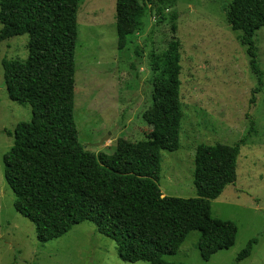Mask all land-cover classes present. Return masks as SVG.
<instances>
[{
	"label": "trees",
	"instance_id": "obj_1",
	"mask_svg": "<svg viewBox=\"0 0 264 264\" xmlns=\"http://www.w3.org/2000/svg\"><path fill=\"white\" fill-rule=\"evenodd\" d=\"M173 0H115L118 49L142 26L147 9ZM78 0H0V44L26 35L24 60L3 59L8 98L31 109L29 122L16 125L13 143L3 156L4 180L14 196L15 211L29 220L37 241L45 244L88 221L115 242L127 263L171 264L186 236L198 231L197 249L207 262L230 248L237 228L214 219L210 203L236 180V161L243 140L232 146L196 147L195 198L163 196L159 185L160 152H175L180 135V42L176 15L165 49L151 58L153 71L151 130L138 142L117 141L110 155L88 152L78 141L74 123L75 38ZM232 31L242 33L249 66L257 77L249 103L263 86L255 33L264 27V0H232L225 10ZM254 122L250 124V134ZM257 239L248 241L235 258L250 256Z\"/></svg>",
	"mask_w": 264,
	"mask_h": 264
},
{
	"label": "rangeland",
	"instance_id": "obj_2",
	"mask_svg": "<svg viewBox=\"0 0 264 264\" xmlns=\"http://www.w3.org/2000/svg\"><path fill=\"white\" fill-rule=\"evenodd\" d=\"M232 0H173L160 8L163 21L147 9L142 26L122 49L116 36L115 0H78L75 38L73 117L79 143L88 152L110 155L117 141L138 142L151 130L153 71L151 58L172 36L180 42V137L175 152H160L158 185L163 196L195 198L196 147L242 142L236 180L210 203L214 219L235 223L234 244L207 262L199 255L198 231H191L171 264H234L249 240L250 256L238 264H264V27L256 31V53L263 86L250 104L257 77L249 66L240 31H232L225 10ZM27 36L0 44V264H147L119 259L115 242L85 221L58 239L41 244L35 226L14 209L4 180L3 156L16 125L29 122L31 109L11 101L3 83V59L24 60ZM254 128L250 134V124ZM107 136L104 143L97 144Z\"/></svg>",
	"mask_w": 264,
	"mask_h": 264
},
{
	"label": "water",
	"instance_id": "obj_3",
	"mask_svg": "<svg viewBox=\"0 0 264 264\" xmlns=\"http://www.w3.org/2000/svg\"><path fill=\"white\" fill-rule=\"evenodd\" d=\"M106 139H107V136L103 137V139H101V140L99 141V143L97 144V146L100 147V146L104 143V141H105Z\"/></svg>",
	"mask_w": 264,
	"mask_h": 264
}]
</instances>
